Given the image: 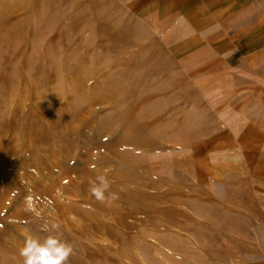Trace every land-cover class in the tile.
I'll list each match as a JSON object with an SVG mask.
<instances>
[{
    "label": "rangeland",
    "instance_id": "obj_1",
    "mask_svg": "<svg viewBox=\"0 0 264 264\" xmlns=\"http://www.w3.org/2000/svg\"><path fill=\"white\" fill-rule=\"evenodd\" d=\"M144 1L0 0V264L45 222L69 264L264 257V58L177 55ZM213 1L232 34L264 24V0Z\"/></svg>",
    "mask_w": 264,
    "mask_h": 264
},
{
    "label": "crops",
    "instance_id": "obj_2",
    "mask_svg": "<svg viewBox=\"0 0 264 264\" xmlns=\"http://www.w3.org/2000/svg\"><path fill=\"white\" fill-rule=\"evenodd\" d=\"M216 7L213 0H146L138 13L158 21L160 42L177 55L202 50L214 54L227 67L264 58V24L258 30L232 34ZM233 264H264V257Z\"/></svg>",
    "mask_w": 264,
    "mask_h": 264
},
{
    "label": "clouds",
    "instance_id": "obj_3",
    "mask_svg": "<svg viewBox=\"0 0 264 264\" xmlns=\"http://www.w3.org/2000/svg\"><path fill=\"white\" fill-rule=\"evenodd\" d=\"M112 171L111 167H106L89 180L90 195L106 206H112L119 199V193L111 190L113 182L109 176ZM75 252L74 244L63 238L58 222L41 224L36 233L26 237L19 249L23 264H69Z\"/></svg>",
    "mask_w": 264,
    "mask_h": 264
}]
</instances>
